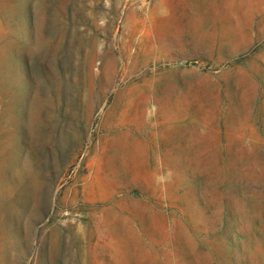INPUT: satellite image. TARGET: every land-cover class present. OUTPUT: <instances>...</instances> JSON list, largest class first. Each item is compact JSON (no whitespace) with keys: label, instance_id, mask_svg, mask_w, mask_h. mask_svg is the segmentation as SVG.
I'll return each instance as SVG.
<instances>
[{"label":"rangeland","instance_id":"374dc122","mask_svg":"<svg viewBox=\"0 0 264 264\" xmlns=\"http://www.w3.org/2000/svg\"><path fill=\"white\" fill-rule=\"evenodd\" d=\"M0 264H264V0H0Z\"/></svg>","mask_w":264,"mask_h":264}]
</instances>
